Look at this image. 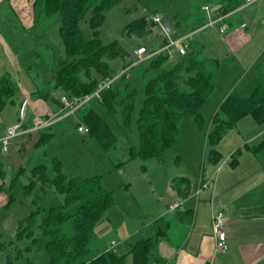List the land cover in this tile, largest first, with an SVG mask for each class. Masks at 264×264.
Listing matches in <instances>:
<instances>
[{
	"label": "crops",
	"instance_id": "1",
	"mask_svg": "<svg viewBox=\"0 0 264 264\" xmlns=\"http://www.w3.org/2000/svg\"><path fill=\"white\" fill-rule=\"evenodd\" d=\"M34 2L35 0H0V56L6 64H1L3 60L0 59V77L9 76L17 86L14 93L17 95L16 100L10 98L12 114L4 110L5 106L1 109L0 135L4 128L12 123L18 122L24 129L10 140L6 152L0 150V240L6 239L8 242L15 239L18 224L23 218L34 212L27 214L26 211H21L22 208L15 206L16 199L11 193L19 178L28 180V183L23 185V191L37 187L41 191L58 192L52 185L41 183L38 173L34 175L32 170L44 166L43 171L49 179L62 169L72 172L69 169L71 167L65 164L62 166L60 160L54 157L51 167L55 175L50 177L46 172V165H36L39 156H34L35 147L31 150V146L44 139L52 140L56 136H63L66 130L62 125L55 126L56 123L64 117H73L75 121V113L79 110L68 116L62 115L60 96L65 92L56 88L53 82L56 69L54 63L58 62V59L52 58L53 73L50 77L44 68L36 67L39 61H43L44 55L40 48L44 46L42 39L47 31L44 24L39 25L40 16L37 15ZM233 2L236 3L229 8L228 5L231 4L222 0L220 6L223 9L218 6L216 11L227 10L224 11L227 29L221 37V45L225 46L227 56H242L243 65L237 75V80L242 82L246 79V72L255 63L261 59L264 61V0ZM210 11L209 7L208 14L213 15L215 12ZM47 44L49 43H46V46ZM47 56H51L48 51ZM229 59L232 61L234 58ZM44 64L49 66L46 62ZM261 68L264 71V67ZM33 71L37 76L42 74V80L50 78L46 90L37 88L30 73ZM218 103L214 107L215 111ZM211 114L213 115V112ZM39 118L49 119L50 122L33 129V122ZM241 123L242 127L239 126ZM36 132L40 135L34 142ZM78 132L88 134V131ZM263 138L264 123L248 120V116H245L227 129L213 146L218 157L208 155L207 162L204 167L201 166L199 174L182 169L176 176L178 179L174 185L168 183L170 177L165 179L167 185L161 194L156 191L153 179L139 178L134 186L136 190L132 198L134 202L146 207L141 206L140 213H136L131 220L122 219V224L117 225L122 231V240L112 237L94 257L107 251L110 241L116 240L114 252L121 257L118 264H135L130 252L133 244L137 240L150 238L151 248L146 255L145 264H264V150L254 153L245 147L256 145ZM95 141L94 147L103 149L96 139ZM237 149H240V152L234 156L233 153ZM85 154L80 153L74 160V165H80L86 159ZM110 161L112 167L109 165L101 171H89L93 173H89L85 178L101 176L104 188L112 192L113 187L106 185L115 175L113 167L116 163H113L112 159ZM82 165L89 169L92 163L88 164L85 160ZM65 171L63 173L68 176L82 177L78 174L70 175ZM184 172L188 174L185 176ZM148 190L149 196L146 198ZM136 192H139V195L135 196ZM171 202H178L179 205L170 209L168 205ZM217 209L222 210L226 216L228 250L224 253L214 251L212 212ZM105 218L107 220L108 216ZM4 246L0 241V264H9V261L13 264L11 257L5 253Z\"/></svg>",
	"mask_w": 264,
	"mask_h": 264
},
{
	"label": "trees",
	"instance_id": "2",
	"mask_svg": "<svg viewBox=\"0 0 264 264\" xmlns=\"http://www.w3.org/2000/svg\"><path fill=\"white\" fill-rule=\"evenodd\" d=\"M119 1L35 0L37 15L42 16L43 13V16H57L58 34L64 55L58 59L53 82L56 88H60L69 97H81L93 92L100 80L115 76L119 70L130 64L129 62L121 68L113 69L108 59L120 55L121 48L117 41L103 43L99 37L98 28L104 21L105 11ZM233 1L226 0L227 4H231L228 7L234 6L236 2ZM219 9H223L222 6ZM224 11L227 10H221L223 13ZM87 13H90L86 20L91 29L89 37L80 27V22ZM152 24L146 17H138L130 21L125 28L128 33H140L150 31ZM170 59L172 62L167 63ZM146 60L147 68L153 70L155 75L144 85L142 104L136 117L140 146L137 151L129 149L131 157L137 156L142 160L162 158L165 151L174 146L179 123L184 118L192 117L199 124L202 123L201 108L213 91L214 71L218 65L216 59L203 57L200 49L190 45L185 54H176L169 58L166 51H161ZM259 65V62L255 63L245 74L252 87L250 94L242 97L231 91L212 115L206 133L210 146L207 155L218 157L213 146L240 118L250 115L255 122L264 123V71L262 68L255 71ZM127 74L117 76L102 92L101 100L96 99L108 113L118 112L123 126H127L131 120L136 93L130 90L122 95L117 88V84L123 83L129 76V70ZM16 90L17 86L9 76L0 77V110ZM82 119L88 128V134L95 138L103 149L107 150L115 145L116 136L112 127L94 108H83ZM245 147L254 153L263 151L264 138L256 145ZM239 152L240 149H237L233 155L236 156ZM235 161L236 158L233 159V162ZM55 167L58 170V163ZM43 170L44 166H38L32 171L34 175L38 173L41 183L52 185L62 193L63 202L50 207L46 216L39 222L37 211L25 216L18 224L15 239L18 241L27 238L33 242V229L38 228L40 233L47 237L44 246L49 259L45 264H118L121 257L109 250L88 261L81 260L90 250V242L95 237V226L113 202L112 192L104 188L101 176H68L59 170L49 179ZM75 203H78L75 210L67 212V208ZM65 222L71 224V235H66L62 230ZM30 248L29 244L25 246V250ZM150 248V238L137 240L130 251L134 263L145 264ZM21 264L35 263L27 261Z\"/></svg>",
	"mask_w": 264,
	"mask_h": 264
},
{
	"label": "rangeland",
	"instance_id": "3",
	"mask_svg": "<svg viewBox=\"0 0 264 264\" xmlns=\"http://www.w3.org/2000/svg\"><path fill=\"white\" fill-rule=\"evenodd\" d=\"M221 4L222 0H120L115 6L106 10L104 21L98 28L99 37L103 43H110L115 40L121 48V54L108 59V62L113 69L121 68L129 62V65H131L128 69L129 76L125 78L123 83L117 84V88L122 95L130 90L136 92L134 110L129 124L123 126L118 112L115 114L108 113L104 106L93 98L76 111L75 115H77V119L75 121L72 119L73 117H64L58 121L59 123H56L55 126L62 125L63 129L66 130L63 136H56L52 140L44 139L39 144L31 146V150L35 147L34 156H39L36 165H46V172L50 177L55 175L51 167L54 157L60 160L62 166L65 164L67 167H71L69 169L72 172H66L64 169L62 171L64 170L70 175H82V177L93 173L89 171H101L104 167H109V165L112 167L111 159L113 163H116L113 167L115 175L111 177L112 180L106 185L107 187H113L112 205L101 221L95 226V237L90 242V250L81 257V260H90L104 248V245L112 237L122 240V231L117 228V225L122 224V219L131 220V217H134L136 213H140L141 206L143 208L146 207V205H142L139 202H134L132 198L136 190L134 186L139 178L147 177V179H153L156 191H159V194H161L167 185V180L165 179L170 177L168 183L174 185L178 179L176 176L182 169L185 171H196L199 174L201 166L204 167L207 162V152L210 148L206 139L207 126L209 125L211 113L213 112L214 114L216 103L231 91L236 92L242 97L248 96L252 91L251 84L246 79L242 82L237 80L238 71L243 65L242 56H232V54L227 56L224 50L225 46L221 45L223 34L219 33L218 25H207L211 15L208 14L209 12L202 10V6L208 5L211 10L210 13H212ZM162 14H167L169 17V23L172 27L171 33L165 32L162 27L155 24V26L151 25L150 31L140 33H128L125 28L135 18L146 17L150 21L154 15ZM41 15L39 17V25L44 24L47 33H45L42 39L44 46L40 48L44 55L42 57L43 61H39L36 67L39 69L44 68L50 77L53 73V69L51 68L53 63L52 58L59 59L62 57L64 49L58 34L57 16L54 14L43 16V13ZM89 16L90 13H87L80 22V27L87 37L91 36V29L86 22ZM186 33L188 35L187 42L190 46L200 49L203 57L216 59L219 65H217L214 71L213 91L206 98L201 108L203 121L199 124L192 117L181 120L175 144L165 151L162 158L142 160L137 156L131 157L129 149L132 148L134 151H137L140 146L136 117L143 100L144 85L155 75L153 70L147 68V60L135 62L137 57L134 51L138 46H144L148 50L158 49L164 40L177 39ZM46 43H49L47 44L48 46H46ZM47 51L51 55L49 58ZM229 58L234 59L231 61ZM0 59L3 60L1 64L6 65L4 58L0 56ZM45 62L49 66H45ZM170 62H172L171 59L167 60V63ZM259 63L260 65L255 68V71L261 70V66L264 67L263 59L259 60ZM54 64V67H57V61ZM30 73H32L37 88L46 90L50 78L42 80V74L37 76L35 71ZM16 96L13 95L11 99L16 100ZM11 99H7L4 105V110L10 112V114L13 112ZM88 107H93L112 127L113 133L116 136V143L111 148L103 150L97 147L96 149L94 147V144H96L94 138H90L87 133H79L77 131L78 125L86 126L82 119V109ZM1 112L0 110V114ZM247 116L248 120L253 119L250 115ZM239 126L242 127V123ZM39 135L38 132L35 133L34 142ZM80 153H86L84 157L88 164L92 163V166L89 168L91 170L86 169L82 165L85 160L78 166L74 165V160ZM119 166L120 168L118 169L117 167ZM186 174L188 172L184 175L186 176ZM26 183H28L26 178H19L11 195L16 199L15 206L18 209L22 208L21 211H26L27 214L31 211H38L37 222L45 217L47 209L50 206L63 202L64 195L56 191H41L37 187L23 191V185ZM127 184H129L128 187H126ZM49 194H54L55 196L53 197V195ZM137 194L139 195V192H136L135 196ZM148 196L149 190L145 197L148 198ZM77 204L69 206L67 212H73ZM106 215L108 216L107 220L105 218ZM62 230L66 235H71L72 227L70 222L63 223ZM32 237H35V241L33 242L27 238L18 241L13 238L11 242H8L6 239L0 240L3 245L5 244L4 251L11 257L13 264H21L27 261L35 264H45L48 261L49 256L44 246L47 237L43 236L38 228L33 229ZM27 244L31 246L29 250H25Z\"/></svg>",
	"mask_w": 264,
	"mask_h": 264
},
{
	"label": "built area",
	"instance_id": "4",
	"mask_svg": "<svg viewBox=\"0 0 264 264\" xmlns=\"http://www.w3.org/2000/svg\"><path fill=\"white\" fill-rule=\"evenodd\" d=\"M202 10L208 12L209 6L204 5L202 6ZM226 14L221 11H215L213 15L210 17V21L207 22V25H218L219 33L223 34L227 29V23L225 22ZM151 21L158 26H161V15H154L151 18ZM190 35V34H189ZM188 35L185 34L180 36L177 39H170L166 40L162 46L155 50H148L144 46H139L135 49L134 54L137 57L136 63L146 60L147 58L151 57L155 53L166 51L167 56L172 58L176 54H185L189 44L187 42ZM134 62V63H135ZM131 65H128L125 68H122L117 72V74L113 77H107L105 79L100 80L97 83L95 90L89 94H86L81 97H69L66 94H62L60 96V101L63 107V116H68L78 107L84 105L90 99H98L101 100L102 92L107 89L115 80V78L121 74L128 73V69ZM50 122L49 119H36L33 122V129L39 128L41 126H45ZM78 130L87 132L88 128L79 126ZM24 129L21 127L20 123H12L7 125L4 128L3 133L0 135V150L2 152H6L8 150L10 140L15 137L16 135L23 132ZM179 204L178 202H171L168 207L170 209H174ZM212 236L214 240V251L224 253L228 250V242H227V225H226V216L222 210H214L212 212ZM117 241L111 240L108 250L114 252L116 249Z\"/></svg>",
	"mask_w": 264,
	"mask_h": 264
},
{
	"label": "water",
	"instance_id": "5",
	"mask_svg": "<svg viewBox=\"0 0 264 264\" xmlns=\"http://www.w3.org/2000/svg\"><path fill=\"white\" fill-rule=\"evenodd\" d=\"M161 25H162L163 30H165V32L171 33L172 29H171V25L169 23V17L167 14L161 15Z\"/></svg>",
	"mask_w": 264,
	"mask_h": 264
},
{
	"label": "bare ground",
	"instance_id": "6",
	"mask_svg": "<svg viewBox=\"0 0 264 264\" xmlns=\"http://www.w3.org/2000/svg\"><path fill=\"white\" fill-rule=\"evenodd\" d=\"M151 21V20H150ZM153 23V22H152ZM153 25H154V23H153ZM155 26V25H154ZM158 26V25H157ZM161 27H162V25H161ZM162 46V45H161ZM138 48V47H137ZM153 50H155V49H153ZM126 75H128L127 73H126ZM68 96V95H67ZM91 100V99H90ZM82 106V105H81ZM81 106L80 107H78L77 109H80L81 108ZM73 113V112H72ZM63 115V114H62ZM80 125H78L77 126V129H78V127H79ZM84 127H86V126H84ZM78 131H80V130H78Z\"/></svg>",
	"mask_w": 264,
	"mask_h": 264
}]
</instances>
